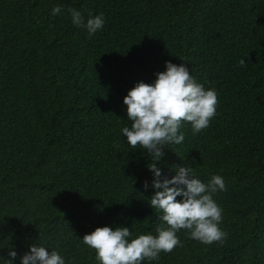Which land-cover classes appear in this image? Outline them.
<instances>
[{"label":"trees","instance_id":"obj_1","mask_svg":"<svg viewBox=\"0 0 264 264\" xmlns=\"http://www.w3.org/2000/svg\"><path fill=\"white\" fill-rule=\"evenodd\" d=\"M69 8L102 13L103 29L89 37ZM166 61L218 103L206 129L184 124V142L165 146L162 172L224 178L213 198L227 238L203 245L180 230L182 246L143 264H264V0H0V257L35 243L98 264L79 240L97 227L155 235L151 161L123 141L122 99Z\"/></svg>","mask_w":264,"mask_h":264},{"label":"clouds","instance_id":"obj_2","mask_svg":"<svg viewBox=\"0 0 264 264\" xmlns=\"http://www.w3.org/2000/svg\"><path fill=\"white\" fill-rule=\"evenodd\" d=\"M62 6L51 9L56 16ZM71 23L86 31L89 37L102 30L103 14L89 15L67 9ZM245 59L238 62L243 67ZM151 83L137 82L123 97L125 114L130 125L122 127L124 143L133 149L146 150L151 161L146 168L151 179L144 181L145 191L151 189L150 208L159 214L160 224L152 233L133 238L129 227H97L85 234L81 242L94 250L98 264H143L145 260H158L160 254L171 253L181 245L177 233L186 230L190 239L203 245L222 244L227 233L220 228L223 209L214 200L215 194L227 190L224 178L212 175L207 182L198 178L193 168L182 164L174 166V175L162 172L161 161L166 145H181L185 134L180 131L188 124L193 135L206 129L216 115L218 96L214 89H206L190 73L185 63L165 62L164 71L154 74ZM139 146V147H137ZM179 198V199H178ZM66 264L65 258L55 250L32 244L18 257L14 247L7 249V259L0 264Z\"/></svg>","mask_w":264,"mask_h":264}]
</instances>
